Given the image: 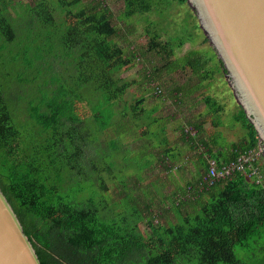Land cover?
Listing matches in <instances>:
<instances>
[{"label":"trees","instance_id":"trees-1","mask_svg":"<svg viewBox=\"0 0 264 264\" xmlns=\"http://www.w3.org/2000/svg\"><path fill=\"white\" fill-rule=\"evenodd\" d=\"M119 1L115 15L105 0H0V188L40 263L264 264V154L251 164L255 175L201 185L209 160L219 168L261 145L251 124L237 107L245 137L218 148L206 125L221 126V108L210 96L209 119L171 123L215 82L202 52L178 55L186 42L206 44L195 17L171 36L173 5L185 0ZM140 23L147 41L138 47L124 37ZM138 62L151 71L130 102L133 83L120 74ZM163 68L189 72L192 91L164 90ZM186 152L195 171L180 183L173 175ZM201 211L198 257L188 244L180 254L169 243L150 249L137 229Z\"/></svg>","mask_w":264,"mask_h":264},{"label":"water","instance_id":"water-1","mask_svg":"<svg viewBox=\"0 0 264 264\" xmlns=\"http://www.w3.org/2000/svg\"><path fill=\"white\" fill-rule=\"evenodd\" d=\"M264 148V0H185ZM0 264H41L0 188Z\"/></svg>","mask_w":264,"mask_h":264},{"label":"rangeland","instance_id":"rangeland-1","mask_svg":"<svg viewBox=\"0 0 264 264\" xmlns=\"http://www.w3.org/2000/svg\"><path fill=\"white\" fill-rule=\"evenodd\" d=\"M54 1V0H53ZM89 1V0H84ZM106 4L111 8L112 12L117 15L122 9V3L119 0H105ZM175 5V4H174ZM173 5V9L171 11V16L169 18V21L171 25L167 27L168 35L175 36L179 28H182L183 19L192 14L190 9L185 5ZM152 19H154L153 16H151ZM143 25L140 23L136 27V31L132 32L126 37H124L125 40L133 42L136 46L140 47L146 43V38L141 34V26ZM123 34V31L120 33V35ZM116 41L119 44H123L124 41L122 39L116 38ZM187 50H199L204 54V58L209 61L207 68L209 70H213L215 72V82L210 87L209 92H202V95L197 96L195 99V102L191 104L192 102L190 100H185L184 108L182 107L181 111H178V116H175L174 119L171 121L172 125H178V124H184L186 121H182L183 115L186 117H191L195 115H198L200 111L204 112L205 116L204 118L209 119L211 117V109L208 110L206 105L204 104V97L210 96L216 100L220 104L222 99L227 97V99L233 104L234 100L232 98V94L228 87L225 84L223 73L221 72L220 66L218 64V61L215 58V55L209 45L201 44V38L196 41L195 44H190L189 42H186L182 48L180 53L178 54L181 56L184 54ZM154 64H156V60L154 61ZM161 65H158L160 67ZM151 71V64L149 63H140L133 65L132 67L125 69L121 72L120 76L122 79L131 82L133 85L131 88L127 90V93L125 95V98H127V101H134V98L139 97V89L142 90L146 85V83L142 84L140 76L144 73H148ZM161 81L160 84H162V87L164 90H174V89H180L183 93H188V91H192V88L196 84L195 77H192L189 72L182 73V72H175L168 74L166 71V68H163L160 71ZM157 83V82H156ZM199 93V92H198ZM193 93L190 99L195 97L196 94ZM170 102L172 103L175 101L173 99V96L166 95ZM185 96V95H184ZM189 96V95H187ZM186 97V96H185ZM134 103V102H133ZM153 105V104H152ZM176 108H170V113H175ZM224 120H227L228 122H232L230 120V117L225 116ZM208 123V122H207ZM207 128L209 127V124L206 125ZM222 141V140H221ZM224 141V140H223ZM225 142V141H224ZM223 143V142H222ZM193 171V169L191 170ZM188 172H177L173 175L174 179L177 180L179 178L180 183H183L189 179ZM172 189V187H171ZM206 213L201 211L199 213V216L193 217L194 214H189L188 212H185L180 219L175 216V214H171V217L166 220V222H154L152 225H144L140 223L137 225V229L140 232V234L145 238V243L147 244V247L150 249H157L160 245L164 243H169V245L172 247L173 253L180 254L181 247L184 245H189V250H191V253H193L196 257L201 256V249L198 251L196 249V245H198L201 242V234L203 231L206 230V222L207 217L204 216ZM190 218H193L192 221H190ZM205 221V224L201 228L200 222ZM209 221V220H208ZM196 222V225L194 227H191L193 223ZM180 229H183L184 236L181 237L180 235Z\"/></svg>","mask_w":264,"mask_h":264},{"label":"crops","instance_id":"crops-1","mask_svg":"<svg viewBox=\"0 0 264 264\" xmlns=\"http://www.w3.org/2000/svg\"><path fill=\"white\" fill-rule=\"evenodd\" d=\"M197 95V94H196ZM218 105L220 106L221 109L218 110L217 115L221 119V126H219L216 129H210L206 128L208 130V134H216V132L219 135V139L221 138L222 142L220 145H218V148H225L226 151H228V144H233L237 143L242 140V138L245 137V132L242 130L240 123L235 120V114L237 112V106L235 102L232 104L227 97L222 99L220 104L217 100ZM206 109L201 112H205ZM225 116L230 117V120L232 122H228L227 120H224ZM213 137V136H212ZM225 142H224V141ZM225 153V152H224ZM192 156L188 154L187 152L185 153L184 160L177 165V167H180L179 171L180 172H188L190 174L189 176L193 175L195 171V163L193 161H187V158H191ZM175 168V167H174ZM193 169V171H191Z\"/></svg>","mask_w":264,"mask_h":264},{"label":"built area","instance_id":"built-area-1","mask_svg":"<svg viewBox=\"0 0 264 264\" xmlns=\"http://www.w3.org/2000/svg\"><path fill=\"white\" fill-rule=\"evenodd\" d=\"M264 154V148L260 145L256 150L249 152L248 154L240 155L235 162H229L221 167H217V164L213 160H209L207 173L201 180V185L211 187L217 182L229 179L233 173L240 172L247 175L246 171L250 170L251 174H257V169L252 167V162Z\"/></svg>","mask_w":264,"mask_h":264}]
</instances>
